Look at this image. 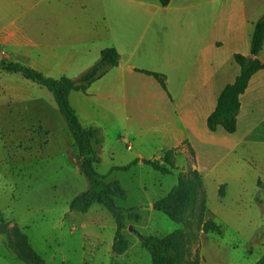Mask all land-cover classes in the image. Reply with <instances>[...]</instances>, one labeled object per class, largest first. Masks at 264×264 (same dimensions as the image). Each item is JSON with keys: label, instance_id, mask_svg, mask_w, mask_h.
<instances>
[{"label": "crops", "instance_id": "0c3cea01", "mask_svg": "<svg viewBox=\"0 0 264 264\" xmlns=\"http://www.w3.org/2000/svg\"><path fill=\"white\" fill-rule=\"evenodd\" d=\"M260 1L41 0L38 16H32L31 0H0V58L46 76L75 78L102 49L114 47L118 63L85 91L69 94L80 123L102 134L108 124L147 123L160 150L177 149L179 171L190 166L204 179L237 148L264 143V66L239 96L236 130L207 126L221 90L239 73L234 54H250L254 24L264 12L257 8ZM258 57L264 64V44ZM8 73L0 69L1 115L11 112V103L32 109L30 79ZM37 111L41 130L49 134L42 106ZM147 131L140 127L128 134L141 143ZM136 154V164L144 163Z\"/></svg>", "mask_w": 264, "mask_h": 264}, {"label": "rangeland", "instance_id": "374dc122", "mask_svg": "<svg viewBox=\"0 0 264 264\" xmlns=\"http://www.w3.org/2000/svg\"><path fill=\"white\" fill-rule=\"evenodd\" d=\"M31 1L35 4L32 16H38L41 0ZM257 8L264 11V0ZM8 74L21 76L19 72ZM27 81L32 87V109L11 103V112L0 113V264H33L18 256L12 243L13 226L22 230L45 264H151L138 232L163 236L177 228L194 234L187 260L198 255L201 264H254L264 255V188L260 185L264 184V143L242 145L234 157L205 174L202 221H216L221 227L217 233L197 225L196 214L181 223L151 208L150 201L176 184L178 170L166 173L146 163L112 169L131 162L136 153L154 159L164 150L152 141L147 123L127 127L108 124L103 134L100 131L102 142L96 146V170L106 181H120L127 197L117 202L142 215L139 221H126L124 232L130 245L117 254L111 249L115 222L106 206L95 203L86 212L70 208L72 198L90 183L80 171L73 137L52 92ZM39 105L46 113L49 134L44 129L45 133L40 132ZM140 127L147 131L141 143L128 134ZM180 162L184 168L189 164L182 158ZM222 183L225 188L220 196Z\"/></svg>", "mask_w": 264, "mask_h": 264}, {"label": "trees", "instance_id": "16d2710c", "mask_svg": "<svg viewBox=\"0 0 264 264\" xmlns=\"http://www.w3.org/2000/svg\"><path fill=\"white\" fill-rule=\"evenodd\" d=\"M159 1L164 5L169 2V0ZM263 44L264 12L254 24L250 37V54H234V59L239 64L240 70L233 82L227 83L218 95L216 106L207 117L209 130L213 131L219 126L227 132L236 130L237 115L240 108L239 96L245 91L251 76L264 66L258 57ZM118 61V51L114 47H106L101 50L100 57L75 78L65 75L59 78L46 76L30 66L5 58H0V69L8 72H19L25 78L45 86L52 92L57 108L73 137L80 171L90 183L88 189L72 198L70 208L86 212L95 203L106 206L115 222L111 249L114 253L121 254L130 245V241L124 232L126 221H139L142 215L132 207H124L117 202V199L125 200L127 197L126 190L120 181H106L103 175L96 170V164L99 162L96 146L102 142L100 130L92 126L84 127L69 101V94L72 90L81 89L85 91L92 81L101 76L108 67L116 65ZM146 72L149 71L146 70ZM151 73L156 76L159 75L157 72ZM40 132L45 133L43 130ZM177 153L176 148H169L163 152L160 158L144 159V163L155 170L171 173L178 170L175 164ZM190 153L194 157L192 148H190ZM136 161L133 159L125 165L113 166L112 169H128ZM260 185L264 188V184ZM224 188L225 186L221 184L219 187L220 196H223ZM204 191L202 174L196 168L188 167L187 170H178L176 184L164 196L154 200L152 207L163 212L173 221L181 223L187 222L189 216L196 214L197 225L201 224L204 231L221 233L220 225L213 219L208 218L204 222L202 221L206 211ZM11 233L13 234V246L20 258L30 260L33 264H45L43 259L34 253L27 236L19 227L13 226ZM193 237L194 234H187L182 228H177L163 236L138 232V239L149 253L151 264H184L185 262L187 264H201L198 255L187 260L190 250L189 241ZM254 264H264V255Z\"/></svg>", "mask_w": 264, "mask_h": 264}, {"label": "water", "instance_id": "95a60500", "mask_svg": "<svg viewBox=\"0 0 264 264\" xmlns=\"http://www.w3.org/2000/svg\"><path fill=\"white\" fill-rule=\"evenodd\" d=\"M129 229H131V226H129Z\"/></svg>", "mask_w": 264, "mask_h": 264}]
</instances>
